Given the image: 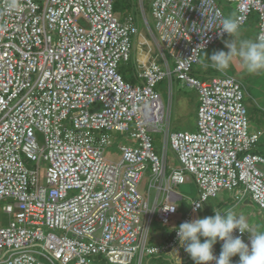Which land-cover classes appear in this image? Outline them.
I'll use <instances>...</instances> for the list:
<instances>
[{
	"label": "built area",
	"instance_id": "built-area-1",
	"mask_svg": "<svg viewBox=\"0 0 264 264\" xmlns=\"http://www.w3.org/2000/svg\"><path fill=\"white\" fill-rule=\"evenodd\" d=\"M114 1L0 0V201L9 214L0 224V264H142L147 255L180 253L178 228L162 244L149 231L155 215L171 221L185 199L176 186L191 175L200 197L183 222L222 189L264 209V154L254 151L262 131L249 129L242 82L191 74L201 53L228 35L225 17L242 26L256 14L257 38L264 36V0H227L233 10L219 0H153L156 32L174 67L161 49L165 63L139 67L143 83L119 71L139 29ZM173 75L198 92L195 130L170 131L171 108L156 86L166 77L172 84ZM112 130L131 139L120 143L118 160L106 156ZM157 132L165 134L162 154ZM169 144L181 162L171 171ZM149 169V191L164 193L152 207L140 191ZM233 235L247 243L251 233Z\"/></svg>",
	"mask_w": 264,
	"mask_h": 264
},
{
	"label": "rangeland",
	"instance_id": "rangeland-1",
	"mask_svg": "<svg viewBox=\"0 0 264 264\" xmlns=\"http://www.w3.org/2000/svg\"><path fill=\"white\" fill-rule=\"evenodd\" d=\"M152 2L153 0H136V8L134 10V16L136 25L139 29V33L137 37L134 38L133 48H132V58L128 63L130 64V73L133 76L136 75L137 71V63L141 60L143 63H148L152 58L151 55H155L160 57L159 61L163 62V54L161 49L166 53V56L169 59L171 68L174 67V61L170 55L169 50L161 43L156 33L155 28V19L152 14ZM221 5L224 6L226 10H233L235 7V2H228L227 0H221ZM117 3H122L121 0H117ZM126 5L122 6V10L125 12ZM234 13V11H232ZM119 15V14H118ZM233 15V14H232ZM145 16L148 19L147 24L145 20ZM81 22L85 25L88 23L85 20H81ZM257 19H251L246 24L241 26L240 32L236 37L226 36L225 38L219 40L214 45H212L208 50H205L200 55V62L195 64L191 70V74L200 79H205L206 74H208L209 66H206L207 72L205 73L204 64H208V57L205 55H211L213 52L217 50H224L225 52L229 51L226 47V41L236 39L238 40H253L257 39ZM127 62L120 63V70H125ZM165 63V62H163ZM135 64V65H134ZM119 67V68H120ZM225 73L235 76L239 79L245 89V105L248 109V115L250 119L249 129L251 131L256 130L258 128H264V124L260 121V119L264 116V71H260L256 74H249L244 69V66L241 62L239 56H233L230 64L227 69L223 70ZM220 75L223 74L222 71L219 72ZM156 89L160 92L162 99L166 106L168 105L171 108V116H170V131L175 130H195L197 126V109H198V92L195 88H191L182 84L181 80L177 79L175 75H173L172 84L170 83L169 77L158 82ZM257 108L258 111V120L255 118L251 120V111ZM260 112V113H259ZM111 136L115 139V142L106 149V156L113 160H118L121 157V153L119 151L118 145L119 143L128 142L129 133L127 131H116L112 130ZM155 138V146L159 154L163 153V147L165 142V134L161 132L154 133ZM37 138L40 143L44 142L43 134L37 133ZM257 149L261 150L264 153V135L261 138V142L257 145ZM168 157V170L171 171L172 167L181 165L179 158L171 144L168 145L167 150ZM259 168L264 171V164L259 163ZM47 169V163L42 162L41 164V176L42 182L46 184L45 173ZM150 172L151 169L146 171L144 179L140 186V191L147 198V190L149 187L150 180ZM176 190L184 196V200L177 201L176 204L178 206V212L174 214L169 226H165L162 223L157 215L154 216L150 231H149V240L153 243L162 244L164 242L163 237H161L164 229L172 230V228H177L190 208V203L192 199H196L200 197L199 187L197 182L195 181L193 175H191V179L187 180L185 183L176 186ZM157 190L155 188H151L150 191V204L153 206L154 199L156 196ZM251 203H246V199L241 201H236V199L231 195V192L227 189H222L219 192L217 197H210L203 204V207L199 210L198 215L199 218L204 216L214 215L213 208H218L223 210H233L238 215L242 214L246 220L250 223L252 230H258L260 228H264V209L261 208L256 202H254L251 198ZM249 201V200H247ZM7 202V200L0 201V224H7L9 221V214L4 212L3 205ZM222 204V206H221ZM221 206V207H220ZM251 238V236H250ZM204 239V238H202ZM250 243V239L248 241ZM221 245L219 240L213 246L214 252L221 251ZM176 259L165 258L161 255H147L144 257L142 264H178ZM239 260V256L232 257L233 264H237ZM179 264H194V261L191 258L185 261V263Z\"/></svg>",
	"mask_w": 264,
	"mask_h": 264
},
{
	"label": "clouds",
	"instance_id": "clouds-1",
	"mask_svg": "<svg viewBox=\"0 0 264 264\" xmlns=\"http://www.w3.org/2000/svg\"><path fill=\"white\" fill-rule=\"evenodd\" d=\"M240 29L241 21L238 17L228 16L222 20L221 30L228 36L236 37ZM225 43L229 51L217 50L210 56L205 53L218 71L227 69L233 56H239L249 74L264 71V36L258 37L255 41L233 39ZM196 207L200 205L196 203ZM168 210H174V207ZM213 210L214 215L182 221L178 229L175 228L180 246L188 253L194 264H209L214 260L216 264H233L232 257L237 255L239 256L237 264H264V228L250 229L246 218L231 209ZM168 224L164 223L167 226ZM175 229H172L171 237ZM234 230L241 234L250 231V243H245L241 236H234ZM218 240L223 243L217 257L214 255L213 246Z\"/></svg>",
	"mask_w": 264,
	"mask_h": 264
},
{
	"label": "trees",
	"instance_id": "trees-1",
	"mask_svg": "<svg viewBox=\"0 0 264 264\" xmlns=\"http://www.w3.org/2000/svg\"><path fill=\"white\" fill-rule=\"evenodd\" d=\"M122 1V3L123 4H121V3H117V0H115L114 1V10H115V12L117 13V14H119L121 17H124V16H127L128 14H131V15H133L134 16V10H135V8H136V0H121ZM220 1V3H222L221 2V0H219ZM123 5H126V9H125V12L122 10V6ZM254 18H256L257 20H258V16L256 15V14H253L252 15V18L251 19H254ZM134 19H135V16H134ZM136 20V19H135ZM130 62V61H129ZM128 63V62H127ZM130 64L131 63H128L127 65H126V68H125V70H120V72L122 73V75L124 76V78L127 80V81H129V82H131V83H143L144 81L143 80H140L139 78L140 77H138V72L136 73V75L135 76H133L132 75V73H130V69L132 68V66H131V68H130ZM135 65V64H134ZM209 70H210V72H213L214 74L215 73H219L220 71H218L216 68H214L212 65H209ZM119 69H121V67L119 68ZM138 71V70H137ZM140 80V81H139ZM260 113V112H259ZM263 114H264V110H263ZM249 116V115H248ZM259 119L258 118V111H257V108L255 109V110H252L251 111V120H253V119ZM250 120V119H249ZM260 121L264 124V116L260 119ZM259 130H261L262 131V134H261V137H260V141L257 143V145H259L260 144V142H261V138H262V136L264 135V128L262 129V128H259ZM257 145L254 147V151L255 152H259V153H263V152H261V150H259V149H257ZM221 206H222V204H221ZM220 206V207H221ZM165 226H167V225H165ZM168 226H169V224H168ZM173 230H174V228H172ZM172 234V233H171ZM189 258H191V257H189ZM96 259H101V258H99V257H97ZM102 260H103V258H102ZM103 261H106V260H103ZM107 262V261H106Z\"/></svg>",
	"mask_w": 264,
	"mask_h": 264
},
{
	"label": "crops",
	"instance_id": "crops-1",
	"mask_svg": "<svg viewBox=\"0 0 264 264\" xmlns=\"http://www.w3.org/2000/svg\"><path fill=\"white\" fill-rule=\"evenodd\" d=\"M157 33V32H156ZM135 37H137V35H135L134 36V38ZM151 58L153 59V60H157V61H159V59H160V57H158V56H155V55H151ZM138 65V68L142 65V61L140 60L138 63H137ZM205 66H204V70H205V73L207 72V70H206V66H209V65H212V63H211V61L209 60L208 61V64H204ZM210 68V67H209ZM223 72V74L225 73V71H222ZM222 74V75H223ZM220 74L219 73H213V72H210V70H208V74H206V78L205 79H211L212 77H214V76H219ZM140 80H143V79H141V78H139ZM139 80V81H140ZM138 83V82H137ZM257 130H259V128L257 129ZM131 139H130V137H129V139H128V142L130 141ZM115 142V139H113V137H112V143L108 146V147H110L113 143ZM119 146H120V143H119V145H118V148H119ZM107 147V148H108ZM119 151H120V148H119ZM264 154V153H263ZM144 179V178H143ZM157 190V189H156ZM148 191H149V188H148V190H147V197H149L150 198V191H151V189H150V191H149V193H148ZM231 195H232V193H231ZM250 198L252 199V197L250 196V195H246V197L244 198V199H246V203H251V200H250ZM247 200H249V201H247ZM253 200V199H252ZM162 201H164V193L163 192H160L159 190H157V193H156V196H155V199H154V203H153V206L156 204V203H161ZM254 201V200H253ZM196 218H199V215H196ZM171 233H172V230H168V229H164V231L162 232V235H161V237H163V239H164V242L167 240V239H169V238H171ZM163 242V243H164ZM158 244V243H157ZM162 256H164L165 258H170V259H176L175 261H177L178 262V264L179 263H185V261L186 260H188V258L190 257L189 255H188V253H186V251L184 250V251H182V252H180V253H176V254H174V255H162Z\"/></svg>",
	"mask_w": 264,
	"mask_h": 264
},
{
	"label": "bare ground",
	"instance_id": "bare-ground-1",
	"mask_svg": "<svg viewBox=\"0 0 264 264\" xmlns=\"http://www.w3.org/2000/svg\"><path fill=\"white\" fill-rule=\"evenodd\" d=\"M236 199V198H235ZM176 249V248H175Z\"/></svg>",
	"mask_w": 264,
	"mask_h": 264
}]
</instances>
